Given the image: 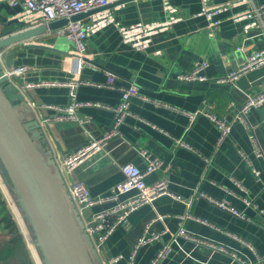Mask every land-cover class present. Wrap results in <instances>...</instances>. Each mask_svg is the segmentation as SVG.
Instances as JSON below:
<instances>
[{"label": "crops", "instance_id": "0c3cea01", "mask_svg": "<svg viewBox=\"0 0 264 264\" xmlns=\"http://www.w3.org/2000/svg\"><path fill=\"white\" fill-rule=\"evenodd\" d=\"M111 1L109 9L123 26L163 23L172 16L179 21L155 35L146 53L123 44L116 25H109L88 39V59L82 65L75 56L64 57L71 43L57 31L25 41L28 48L17 43L0 51L2 66L31 68L12 81L24 97L17 111L26 122L38 121L42 134L37 144L50 159L64 157L110 132L115 115L96 104L115 107L122 98L119 88L133 85L140 90V96L132 99L121 135L64 178L84 184L94 198L107 197L125 178L122 166L147 169L143 155L147 151L163 162L146 178L147 185L165 179L172 195L133 211L103 246L98 264L120 256L113 264H149L166 245L172 249L161 264L257 262V256L264 254V108L247 116L262 157L245 124L233 122L231 133L220 142L213 121L198 114L192 122L189 114L204 113L211 106L218 119L232 121L243 103L264 91V76L257 82L246 79L241 86L238 79L219 82L239 71L253 52L264 50L262 23L248 30L250 20L235 21L246 10L244 5L215 17L212 21H221L219 28L211 27L203 14L207 2L216 7L243 0H169L174 14L166 11L163 0ZM253 1L264 5V0ZM21 11L20 5L0 3V39L21 30L15 22ZM200 61L209 64L203 73L206 81L179 78ZM108 74L115 77L116 88L105 86L110 82ZM70 83L78 85L72 89ZM73 96L79 103L93 104L77 109L79 118L88 122L46 121L55 111L44 105L66 107ZM0 171L5 173L1 164ZM137 194L131 191L120 201ZM118 203L98 205L92 213L113 209ZM148 226L160 238L136 249ZM182 230L204 243L178 236Z\"/></svg>", "mask_w": 264, "mask_h": 264}, {"label": "built area", "instance_id": "2783aa9c", "mask_svg": "<svg viewBox=\"0 0 264 264\" xmlns=\"http://www.w3.org/2000/svg\"><path fill=\"white\" fill-rule=\"evenodd\" d=\"M3 1H7L12 6L20 5L22 7V11L15 17V20H17L20 24L21 30L38 28L41 26L48 27L54 21L61 19L70 20L74 15L102 9L101 11L90 15L84 20L70 21L67 26L57 30V33L60 37L67 39L71 43V50L69 52L79 60L81 65L82 62H87L88 59V39L93 34L99 32L109 25H116L121 34V40L123 44L132 47L138 52L146 53L150 47V44L152 43V38L155 35L169 30L176 22L179 21L178 18L172 16L168 21L163 23H154L153 25L138 23L132 26H123L118 22L116 23L113 12L106 8L112 3L111 0H0V3ZM163 1L166 11L174 14L176 9L170 5L169 0ZM239 5L246 6V10L244 13L236 16L235 21L250 20V24L246 27L248 30L251 28H258L261 23L264 27V5H256L253 0H243L239 3L216 7L210 6L207 2L204 6L205 9L203 14L206 15L210 21L211 27L219 28L221 21L212 20L220 14L227 12L231 8L237 7ZM208 66L209 64L207 62H197L194 66V70L191 73L181 75L179 78L183 79L184 81H206L207 78L204 77L203 73L208 68ZM2 67L4 73L7 75L9 81L12 84V81L15 78L27 74L31 69L28 65ZM262 67H264V50L255 51L245 60L239 71L230 73L223 80L219 79V82L225 80H237L241 78V76ZM108 76L110 77V82L105 86L116 88L114 84L115 77H112L110 74H108ZM80 84L88 85L90 83L82 82ZM75 85L78 84H69L72 89ZM119 90L121 92L122 98L121 102L117 106L105 107L96 104L97 106L103 107L114 113V123L110 132L103 134L99 138L90 139L83 147L72 151L64 157H54L56 166L60 170L63 178L64 176L73 173L93 156L105 150L111 139L121 135V127L125 123L126 119L131 115L130 108L132 99L140 96V90L138 87L133 85L119 88ZM92 105V103H79L73 96V102L69 106L63 107L44 105L43 107L46 110L49 109L55 111V115L46 121H53L57 123H86L88 122L87 120H82L79 118L77 109L81 106ZM262 108H264V91L257 93L256 95L249 98V100H247L245 103H243L239 107L238 112L233 116L232 121L218 119L217 116H215L212 112L213 107L211 106H209V110L204 113L198 111L197 113L189 114V116L192 122L198 114H202L213 121L219 127L221 134L219 139L220 142H222L231 133L233 122L237 121L245 124L248 131H250L251 139L256 144L257 155L262 157L263 152L256 142L254 128L249 124L247 119L248 113H250L252 110L258 111ZM143 155L147 160V169L142 170L133 164H126L122 166L121 169L125 178L112 189L111 193L107 197L94 198L91 195L90 190L84 184H73L66 182V179L64 178L67 195L70 201L73 202V206L77 212V215L82 221L84 229L91 238L93 246L98 252L99 256L103 246L108 242V240H110L109 238L112 236V234L119 227L128 222V217L133 211L143 205L151 204L160 197L172 195V193L169 191L168 181L165 179L159 180L155 184L147 185L146 178L155 173L158 169L162 168L163 162L158 158L153 157L147 151H144ZM4 186L6 189H8L5 185V182ZM131 191H137L138 194L128 201L121 202L120 197L130 193ZM108 202L119 203L113 209L95 214L92 213V209L94 207L106 204ZM16 205L18 206L17 203ZM89 212L91 214H89ZM162 218L163 217H161V219ZM21 219L24 223L23 218ZM178 236L192 241L203 242L191 237L183 230L178 234ZM159 238V235L152 232L151 226H148L141 236L136 249H138L140 246L156 241ZM29 246H32L35 250L34 252H31V254L33 253V255L35 254L34 257L36 256L39 258L40 255L36 251V249H39L34 245V241L32 239L29 241ZM248 247L255 252L254 247L250 245H248ZM171 249V245H166L160 249L149 264H161V261L169 255ZM135 254L136 252H134V255ZM121 259V256L113 258L109 264H113ZM243 264L252 263L244 262ZM253 264H264V254L258 255L257 262Z\"/></svg>", "mask_w": 264, "mask_h": 264}, {"label": "water", "instance_id": "95a60500", "mask_svg": "<svg viewBox=\"0 0 264 264\" xmlns=\"http://www.w3.org/2000/svg\"><path fill=\"white\" fill-rule=\"evenodd\" d=\"M131 1L135 0H121L116 4ZM101 10L4 36L0 39V51L17 43H24L28 48L26 42H33L48 31H57L70 21L84 20ZM36 46L41 47L33 45ZM64 55L73 56L70 52ZM263 76L264 67L258 68L241 76L237 84L241 86L246 79L257 82ZM23 101V95L9 81L0 61V164L32 230L34 245L45 264H98V252L67 195L60 170L54 159L48 158L37 144L42 134L40 124L36 120L24 121L17 111V105Z\"/></svg>", "mask_w": 264, "mask_h": 264}, {"label": "trees", "instance_id": "16d2710c", "mask_svg": "<svg viewBox=\"0 0 264 264\" xmlns=\"http://www.w3.org/2000/svg\"><path fill=\"white\" fill-rule=\"evenodd\" d=\"M2 176L6 180L7 184L11 186L9 181H7L8 178H6V174L3 173ZM0 200L2 209L0 210V231L3 230L8 234L5 239L0 241V264H25L23 259L24 257L28 259L27 264H33V261L30 258V253L26 247V242L23 235L19 231L17 224L14 221L12 222L10 214L9 221L1 215V213L4 214L3 208L5 203L2 200V197ZM4 222L7 225V230L3 229ZM18 252L19 255H17Z\"/></svg>", "mask_w": 264, "mask_h": 264}, {"label": "rangeland", "instance_id": "374dc122", "mask_svg": "<svg viewBox=\"0 0 264 264\" xmlns=\"http://www.w3.org/2000/svg\"><path fill=\"white\" fill-rule=\"evenodd\" d=\"M2 174L3 173L0 171V176H1L0 177V199L2 197V200L5 203V206L3 208L4 209V214L1 213V215L3 216V218L8 219V221H9V218L11 216L12 222L14 221L17 224V226L19 228V231L21 232V234L24 237L25 242L27 243L26 247H27V249H28V251L30 253V258L33 261V264H45L44 261H43L42 254H40L41 252L39 250L36 249L37 253L40 255L39 258H37L36 256L34 257L35 254L34 255H33V253L31 254V252L35 251L32 246H29L30 239H32L34 241V236L31 233L32 230L28 226L27 219L25 218V216L23 214L21 206L18 204V202H17V204H18L19 207L15 203V201H17V199L12 193L13 192L12 191V187L7 184L5 179H3ZM2 180L5 182V185L7 186L8 189L5 188L4 182ZM8 190L10 191V193H9ZM0 210H2L1 209V202H0ZM9 214H10V216H9ZM21 218H23L25 225H24V223H23ZM6 226L7 225L4 222L3 229L7 230ZM25 227H26V232H25ZM7 236H8V234L5 231H3V230L0 231V241L2 239H5ZM17 255H19V252L17 253ZM32 255H33V257H32ZM13 258H15V257H13ZM23 259L25 261L24 263L27 264L28 259L26 257H24Z\"/></svg>", "mask_w": 264, "mask_h": 264}]
</instances>
